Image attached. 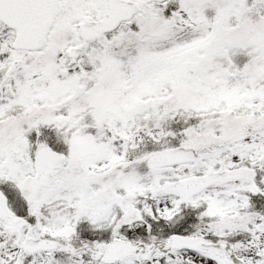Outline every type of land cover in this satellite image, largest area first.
Listing matches in <instances>:
<instances>
[{
  "label": "snow or ice",
  "instance_id": "snow-or-ice-1",
  "mask_svg": "<svg viewBox=\"0 0 264 264\" xmlns=\"http://www.w3.org/2000/svg\"><path fill=\"white\" fill-rule=\"evenodd\" d=\"M0 264H264V0H0Z\"/></svg>",
  "mask_w": 264,
  "mask_h": 264
}]
</instances>
